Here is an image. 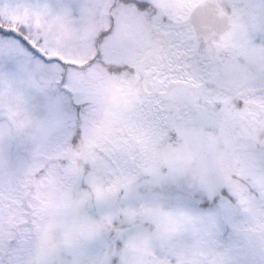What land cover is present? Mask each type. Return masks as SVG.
Masks as SVG:
<instances>
[{
	"label": "snow or ice",
	"instance_id": "6c2138e0",
	"mask_svg": "<svg viewBox=\"0 0 264 264\" xmlns=\"http://www.w3.org/2000/svg\"><path fill=\"white\" fill-rule=\"evenodd\" d=\"M0 264H264V0H0Z\"/></svg>",
	"mask_w": 264,
	"mask_h": 264
}]
</instances>
